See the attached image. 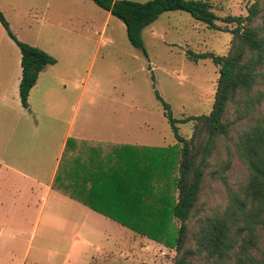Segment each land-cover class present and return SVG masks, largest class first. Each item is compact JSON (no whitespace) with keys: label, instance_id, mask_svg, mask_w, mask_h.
<instances>
[{"label":"rangeland","instance_id":"374dc122","mask_svg":"<svg viewBox=\"0 0 264 264\" xmlns=\"http://www.w3.org/2000/svg\"><path fill=\"white\" fill-rule=\"evenodd\" d=\"M208 1L221 29L188 11H165L143 30L145 53L130 41L125 23L93 0H0L16 37L57 59L46 66L31 95L32 111L24 108L17 85L21 65L16 72L21 51L0 21V68L12 72L14 82L9 106L0 108V161L12 164L15 150V165L47 182L68 157L70 145L60 153L68 128L71 140L81 138L89 149L101 144L106 153L114 141L135 142L117 145L108 178L95 172L100 174L95 183L87 181L79 195L95 208L92 201L107 200L110 190L113 204L97 210L109 218L71 199L81 189L72 167L64 174L67 190L56 179L53 187L62 193L53 190L42 212L39 183L0 165V264H174L176 248L141 229L159 223L157 209L171 193L154 170L155 153L178 144L156 92L177 118L210 113L220 66L211 58L196 62L187 51L227 54L238 24L223 18L246 16L256 2ZM263 19L254 24L262 25ZM256 107L264 116V102ZM16 113L19 125L29 117L30 127L23 131L21 125L13 136L8 121ZM228 118L234 122L231 134L220 141L207 168L199 216L224 208L230 191L240 192L247 180L235 142L252 119L233 105ZM178 125L182 135H192L193 120ZM86 192L94 193L91 199ZM261 237L264 243V230ZM192 258L193 264H210L202 255Z\"/></svg>","mask_w":264,"mask_h":264},{"label":"trees","instance_id":"16d2710c","mask_svg":"<svg viewBox=\"0 0 264 264\" xmlns=\"http://www.w3.org/2000/svg\"><path fill=\"white\" fill-rule=\"evenodd\" d=\"M126 25L130 41L145 48L143 30L165 11L184 10L211 28L221 29L220 19L208 0H93ZM264 0H256L246 16L229 15L225 22H237L230 49L225 55L188 50L194 60L211 58L220 66L213 108L208 114L177 118L171 105L157 91L164 115L178 141L176 146L159 148L154 156V170L163 176L168 195L157 213L159 223L147 233L176 248L174 264H193V256L202 255L210 264H264V116L257 114L256 104L264 102V19L254 21L264 11ZM0 21L19 46L22 54L21 101L29 106V94L40 72L57 59L44 49L22 41L10 28L0 9ZM233 105L240 116H251L235 142L239 157L246 164L248 175L240 192L230 191L224 208L198 215L207 168L221 140L230 136L233 120L228 109ZM194 121L192 135L181 134L179 123ZM226 168V167H224ZM222 178L225 176L221 173ZM54 186V183H53Z\"/></svg>","mask_w":264,"mask_h":264},{"label":"crops","instance_id":"0c3cea01","mask_svg":"<svg viewBox=\"0 0 264 264\" xmlns=\"http://www.w3.org/2000/svg\"><path fill=\"white\" fill-rule=\"evenodd\" d=\"M21 51V50H20ZM21 58H22V54L21 57H19L18 59V64H17V69L16 72L18 73V68L21 65ZM47 66V65H46ZM46 66L43 68V70L40 72L38 80L35 84V86L31 89L30 94H29V106L25 107L23 105L24 108H29L28 110L32 111V105L30 104V99H31V95L33 93V91H35V89H39V83H40V79L42 76V73L44 71V69L46 68ZM22 69V66H21ZM8 73V74H7ZM19 74V73H18ZM12 78V72H10L8 69H4L3 66H1L0 68V108L2 107H7L9 106V97L10 95L14 92V82L10 83V79ZM21 78L22 75L17 79V85L19 88V93H20V82H21ZM21 98V96H20ZM31 106V107H30ZM10 114V113H9ZM7 118V117H6ZM0 120H3L2 118H0ZM24 121L21 125H23L24 129L23 131H29V127L30 125H28V121H29V117H24ZM10 125L12 127L11 131L13 132V136L17 133L18 127H21V125H19V119H18V113H16L15 115H10ZM70 130L69 128L65 131V135H64V139L62 141V145H61V152H63V150L65 151V149H67V147L70 145V150L68 152V157L65 160V163H63V165L59 166L57 172L53 175L50 176L47 182H43L40 179V175L38 173H35V176L26 173L25 171H22L19 167H17V165H15L16 159H17V151L12 150V164L9 163L8 161L4 163V161H0V165L1 166H6L8 169H11L16 175H21L23 177L26 178H30L33 182L39 183V186H37L40 189H43L42 192V200L43 205L41 207V211L43 212L44 208L46 207L47 201L49 199V196L51 195V193L53 192V190H57V191H61L58 188H54L53 187V183H55L56 179L58 180L59 186L62 184L61 189L63 190H67L66 187H64V185H67L66 182H63V179L65 177V172L69 169V168H73V170L75 171V175H76V180L77 182H79L81 180V183L78 185H81V189L78 190L77 192V196L71 197L68 194H65L66 196L71 197V199H73V201H75L79 207L81 205H86L87 207H89L91 210H95L97 211L99 210H109V207L113 204L112 201H110L109 197H112L110 190H107L108 193H106L107 195V200L104 199H100V198H95V200L92 201L93 205L96 206L95 208L90 207L89 205L85 204L84 201V197L80 199L79 195L80 194H84V189L86 188V183L87 181L91 180L93 183H95V177L98 176V174L103 173V177H107L108 174V168H109V164L112 162L113 158L115 157L116 154V146L117 145H122V147L131 144V143H135V142H130V143H121V142H113L112 147H110L108 149V153H106V150L103 148L102 149V145L100 144L101 148H92L89 149L86 147V145L80 141L81 138H76L74 140H71V136H70ZM12 136V135H11ZM97 146V145H95ZM98 147V146H97ZM124 153L126 150L123 149L122 150ZM99 171V173H95ZM2 171H0V176H1ZM99 174V175H100ZM39 178V179H38ZM62 179V181L60 182V180ZM64 187V188H63ZM35 191H37V189H35ZM81 191V192H80ZM0 192H2V190H0ZM4 193V192H2ZM62 193V192H60ZM88 197H91L94 195L93 192L91 193H87ZM101 195V194H100ZM99 195V197H100ZM111 195V196H110ZM79 197V198H78ZM101 197H103V195H101ZM98 213L104 215L102 212L97 211ZM105 217L109 218L108 216L104 215ZM111 219V218H110ZM113 220V219H112ZM116 222V221H115ZM117 223V222H116ZM119 227V225H118Z\"/></svg>","mask_w":264,"mask_h":264}]
</instances>
